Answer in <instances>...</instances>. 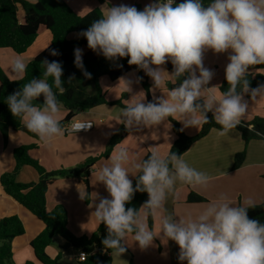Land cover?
Segmentation results:
<instances>
[{
  "label": "clouds",
  "instance_id": "9594fccd",
  "mask_svg": "<svg viewBox=\"0 0 264 264\" xmlns=\"http://www.w3.org/2000/svg\"><path fill=\"white\" fill-rule=\"evenodd\" d=\"M78 36L86 38L89 49L109 60L128 57L129 65L144 70L153 80L152 102H145V94L140 92L133 94L121 109L117 122L128 129L151 128L169 117L185 128H201L209 123L211 112L222 129L220 134L225 135L236 129L247 114L246 93L253 101L264 98V84L251 89L247 79L252 66L264 65V0H211L207 6L203 0H184L179 4L175 0H153L142 11L120 4L107 8ZM208 50L215 54L230 52L225 67L229 87L226 91L219 90V95L217 86H208L214 76L203 63ZM50 54L56 56L59 52L52 50ZM82 55L80 48L74 49L75 66L85 78L91 79ZM169 61L173 65L171 73L163 67ZM41 63L42 77H33L9 94L6 103L13 117L20 118L28 131L47 143L65 134L59 119L62 105L57 92L63 95L66 89L61 79V63L48 60ZM11 71L22 79L27 63L17 57ZM181 77L186 78L177 83ZM120 82L124 92L132 93L129 80L121 77ZM168 82L176 86L164 91ZM156 89L164 96L156 97ZM40 97L43 103H34ZM90 127V122H80L70 130ZM249 131H254V125L249 126ZM256 135L264 133L257 131ZM97 174L110 198L95 193L99 203L92 215L99 225L107 228L102 244L111 249L112 256L119 258L126 252L130 234L132 242L146 249L162 233L165 242L171 240L178 245L180 262L264 264V223L250 218V200L235 206L221 195L195 216L165 214L168 196L175 191L177 182L206 188L211 181L207 174L190 167L182 156L171 151L161 155L153 147L146 159H132L126 147H117L109 160L99 166ZM130 174L137 177L135 187ZM136 192H146L148 200L139 210L126 208ZM79 193L82 200L88 196L86 191ZM148 216L159 218V232L148 227Z\"/></svg>",
  "mask_w": 264,
  "mask_h": 264
},
{
  "label": "crops",
  "instance_id": "0c3cea01",
  "mask_svg": "<svg viewBox=\"0 0 264 264\" xmlns=\"http://www.w3.org/2000/svg\"><path fill=\"white\" fill-rule=\"evenodd\" d=\"M65 1L80 16L96 8H100L104 12L110 6H119L120 4L135 6L137 9L143 10L147 4L153 2V0H105L101 4L97 0ZM18 20L22 23L24 14ZM39 32L34 44L19 57L27 64L51 44L52 37L50 34L46 31ZM39 38L41 39L40 41ZM0 53L2 57L11 59H16L18 55L8 49H1ZM229 54L230 52L215 54L211 50L204 54V66L214 72V76L208 86H217V95H219V87L226 80L225 67L229 63ZM167 65L168 63L163 67L171 73ZM142 73L147 77V81L150 84V94L152 99H154L152 92L154 82L151 77L146 75L144 70H142ZM5 74L11 80H19L16 76L11 77L8 73ZM123 78L131 82L132 93L123 91L124 85L120 82V79L115 82L109 81L106 77L100 79V86L108 102L121 101V105L105 104L77 114L76 119L94 122V128L89 132L65 133L63 136L54 137L45 143L36 134L34 137L24 132L11 130L6 144L0 134V178L4 173L14 169V150L23 145L38 146L32 152V157L38 160L47 171L75 169L90 158L97 159L89 176L90 198L88 202L80 198L79 191H86V186L84 181L79 178L58 179L49 187L47 192V208L51 210L59 205L64 206L68 211L69 229L76 236H91L102 224L99 225L95 216L92 215L95 211V205L99 203V199L95 198V193L99 197L110 198V196L104 184L98 182L97 173L99 166L109 160L117 147H126L132 159H143L150 152V148L153 147L161 155L168 153L176 139L173 125L169 118L166 122L151 128L138 127L128 129L124 124L117 122L121 109L131 99V96L140 92L145 94L138 80L137 71L133 70L123 76ZM171 83L168 82L163 90L171 89ZM89 90L92 91L93 89L90 87ZM124 95H126L125 98ZM155 96L162 97L164 93L156 89ZM137 98L139 99L140 97ZM244 99L248 102L249 109L242 118L241 123H248L255 117L264 118V98L257 97L253 101L250 94L246 93ZM145 102H147V97ZM67 113L66 108L62 105L59 114L60 122L65 119ZM177 122L182 132L187 136H195L200 132L201 128H185L180 121ZM168 124H170V127ZM221 131V128L212 129L207 136L196 141L182 154V158L190 167L211 177L209 185L206 188H201L177 182L175 191L168 196L165 214L195 216L221 195L227 196L235 206L243 205L249 200L252 202L251 206L260 205L264 202V139L251 140L245 143L238 129H233L225 135H221ZM112 145L111 152L105 155ZM240 152L246 153L244 164L238 169H233L234 157ZM17 179L21 183H35L38 182L39 176L32 167L25 166L20 171ZM129 179L133 181L135 176L130 174ZM191 191L205 197L207 201L189 203L187 199ZM89 205H92V207ZM141 214L143 215V211ZM9 216H17L25 229L24 235L14 239L12 243L13 263H35L36 258L30 244L44 230L45 225L26 208L6 195L0 184V220ZM148 217V227L153 231L159 232V218L151 216L152 223L150 226ZM175 218L179 219V217ZM162 235L161 233L160 236L154 238L152 245L146 249H141L138 242H132V234H130L128 244H125L126 252L119 258L112 256V264H187L186 261L180 262L178 259V245L171 240H167L170 241V244L167 241L165 242L161 238ZM67 243L69 242L62 237L56 236L53 243L47 248V253L52 258L59 255L62 258L68 256L69 260H75L79 264L77 259L78 249L71 244L67 248ZM96 251L103 254L101 250Z\"/></svg>",
  "mask_w": 264,
  "mask_h": 264
},
{
  "label": "trees",
  "instance_id": "16d2710c",
  "mask_svg": "<svg viewBox=\"0 0 264 264\" xmlns=\"http://www.w3.org/2000/svg\"><path fill=\"white\" fill-rule=\"evenodd\" d=\"M104 3L105 0H97ZM184 2L180 0L179 3ZM211 0H203L207 6ZM178 3V4H179ZM24 10V20L19 22L17 17L18 7ZM138 10L142 11L140 8ZM102 10L96 8L91 12L80 16L65 0H0V50L10 49L18 55H22L34 44L38 38L41 28H45L51 33V44L48 48L38 54L27 64V71L22 79L11 80L0 69V134L4 143L8 141V135L11 130L24 132L31 136H36L26 129L23 122L18 117H13L6 103V97L9 94L19 90L22 85L28 83L33 77L39 79L44 71L42 61H58L63 68L61 77L66 89L63 95L57 92L58 100L67 110V116L61 122L65 123L77 118L81 111L91 110L101 105H121V101L110 103L100 86V79L106 77L109 81L115 82L129 72L135 70L138 72V80L142 85L147 102H152L150 94V84L135 65L128 64V57L109 60L102 53L92 51L87 46L86 38L78 36L79 33L86 30L94 20L102 15ZM75 34L76 38L70 39V35ZM85 48L82 55L84 68L91 73V79L85 78L81 69L75 66L74 49ZM52 50H57L59 55H51ZM167 68L173 71V65L168 62ZM74 79L69 82V78ZM184 78L177 83H180ZM250 82V88L264 84V65L252 66L247 74ZM52 80L49 78V83ZM90 86L93 90L90 91ZM176 84L171 83L170 88ZM229 85L224 80L219 87L221 91H226ZM239 90V89H238ZM53 91H57L53 87ZM126 95H124V98ZM36 104L43 103V97L35 101ZM209 123L204 124L200 132L195 136H187L182 132L177 121L169 117L176 139L170 149L178 156H182L196 141L207 136L214 128H221L212 118V113H208ZM254 125V131H249V126ZM242 135L245 143L251 140L264 139V135H256V132L264 133V118L255 117L248 123H241L237 128ZM113 145L107 150L108 155ZM38 148L37 145H23L15 148L14 160L15 167L12 171L4 173L0 178V184L6 195L14 199L30 213L37 217L45 225L44 230L31 242L30 246L34 252L38 264H64L62 256L52 258L47 253V248L53 243L56 236L62 237L68 241L74 248L84 251L87 254L84 262L79 264H112L113 258L111 249H105L102 240L107 236V228L101 224L97 231L91 236H76L71 232L68 226V211L62 206H56L49 210L47 208V192L49 187L58 179L79 178L84 181L86 186V202L90 198L89 176L96 158H90L75 169H59L47 171L38 160L32 157V152ZM150 155L148 152L143 159ZM246 153H237L234 157L233 169L240 168L245 161ZM25 166L32 167L39 176L38 182L21 183L18 181V175ZM137 177L132 181L135 187ZM148 200L146 192H136L126 208L132 207L137 210ZM187 201L189 203H202L207 199L193 191L189 193ZM250 218L257 219L264 223V202L260 205L248 207ZM148 223L151 226V216L148 217ZM25 229L21 220L17 216H9L0 220V264H14L12 243L14 239L24 235ZM96 250H101L103 254ZM25 264H35L27 262Z\"/></svg>",
  "mask_w": 264,
  "mask_h": 264
},
{
  "label": "rangeland",
  "instance_id": "374dc122",
  "mask_svg": "<svg viewBox=\"0 0 264 264\" xmlns=\"http://www.w3.org/2000/svg\"><path fill=\"white\" fill-rule=\"evenodd\" d=\"M23 14H24V10H23V8L21 7V6H19L18 7V11H17V17H18V19H20L22 16H23ZM40 31H46L47 33H49L50 34V36H51V33L48 31V30H46L45 28H41L40 29ZM40 33V32H39ZM41 35V34H40ZM74 38H76V35L75 34H71L70 35V39H74ZM41 39L39 38V41H40ZM81 50H82V53H85V48L84 47H82V48H80ZM9 51H10V49H8ZM1 51V50H0ZM12 51V50H11ZM15 54V53H14ZM13 54V55H14ZM15 55H17V54H15ZM16 57H21L20 55L18 56H16ZM13 60L14 59H11V58H9V57H6V58H4V57H2V55H1V53H0V69H2L3 70V72L4 73H8L9 74V76H11V77H13V76H15V74H13L12 73V71H11V65H12V62H13ZM103 80V79H102ZM91 87V89H93V87L92 86H90ZM169 244H170V241H167ZM62 262L64 263V264H77L76 263V261L75 260H69V257L67 256V257H63L62 258ZM35 264H38L37 263V261L35 262Z\"/></svg>",
  "mask_w": 264,
  "mask_h": 264
},
{
  "label": "built area",
  "instance_id": "2783aa9c",
  "mask_svg": "<svg viewBox=\"0 0 264 264\" xmlns=\"http://www.w3.org/2000/svg\"><path fill=\"white\" fill-rule=\"evenodd\" d=\"M180 0H175V3L178 4ZM80 122H90L91 123V127L88 128L87 130H79V131H71L70 129L72 128V125L76 124V123H80ZM63 128L66 130L65 133L67 134H71V133H79V132H89L94 128V122L91 120H84V119H74L71 120L67 123L64 124ZM81 253H83L85 256H81ZM85 258H87V254L84 251L78 250V261L79 262H84Z\"/></svg>",
  "mask_w": 264,
  "mask_h": 264
},
{
  "label": "water",
  "instance_id": "95a60500",
  "mask_svg": "<svg viewBox=\"0 0 264 264\" xmlns=\"http://www.w3.org/2000/svg\"><path fill=\"white\" fill-rule=\"evenodd\" d=\"M70 247V243H67V248Z\"/></svg>",
  "mask_w": 264,
  "mask_h": 264
}]
</instances>
